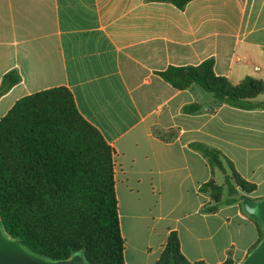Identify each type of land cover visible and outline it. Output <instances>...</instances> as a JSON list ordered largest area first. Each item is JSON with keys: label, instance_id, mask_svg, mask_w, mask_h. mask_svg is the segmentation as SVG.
<instances>
[{"label": "crops", "instance_id": "obj_1", "mask_svg": "<svg viewBox=\"0 0 264 264\" xmlns=\"http://www.w3.org/2000/svg\"><path fill=\"white\" fill-rule=\"evenodd\" d=\"M209 58L234 84L264 80V0H0V121L25 95L71 90L114 149L126 264H157L173 231L191 262L242 264L259 245L247 205L264 200V107L159 74ZM195 143L222 151L253 189L226 201L225 173ZM211 179L224 185L216 211L202 190Z\"/></svg>", "mask_w": 264, "mask_h": 264}, {"label": "trees", "instance_id": "obj_2", "mask_svg": "<svg viewBox=\"0 0 264 264\" xmlns=\"http://www.w3.org/2000/svg\"><path fill=\"white\" fill-rule=\"evenodd\" d=\"M158 1L182 8L190 0ZM214 66L215 60L209 58L197 65H170L159 74L178 89L197 83L230 105L264 107V100L254 102L264 93L263 79L248 75L234 84L217 75ZM9 78L10 84L20 81L19 75ZM193 145L204 152L212 169L225 173L230 193L226 201L235 199L237 186L253 189L222 151ZM114 165L113 147L82 116L69 88L57 86L21 97L0 121L3 232L47 260H66L80 252L87 263L126 264ZM223 188L214 179L202 186L216 201L209 211L223 203ZM263 237L262 229L259 243ZM157 264L208 263L189 261L173 231ZM220 264L233 262L229 258Z\"/></svg>", "mask_w": 264, "mask_h": 264}, {"label": "water", "instance_id": "obj_3", "mask_svg": "<svg viewBox=\"0 0 264 264\" xmlns=\"http://www.w3.org/2000/svg\"><path fill=\"white\" fill-rule=\"evenodd\" d=\"M247 210L254 214L264 228V200L255 205H247ZM0 264H92L87 263L80 252L66 260L51 261L26 250L17 240L9 237L0 226ZM242 264H264V237L255 250Z\"/></svg>", "mask_w": 264, "mask_h": 264}, {"label": "rangeland", "instance_id": "obj_4", "mask_svg": "<svg viewBox=\"0 0 264 264\" xmlns=\"http://www.w3.org/2000/svg\"><path fill=\"white\" fill-rule=\"evenodd\" d=\"M261 96H263L261 100H264V93H263V95H261Z\"/></svg>", "mask_w": 264, "mask_h": 264}]
</instances>
